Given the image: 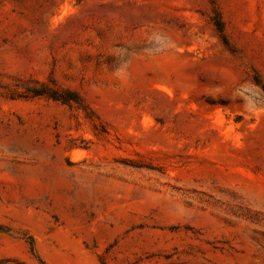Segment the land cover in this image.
<instances>
[{
	"label": "rangeland",
	"instance_id": "1",
	"mask_svg": "<svg viewBox=\"0 0 264 264\" xmlns=\"http://www.w3.org/2000/svg\"><path fill=\"white\" fill-rule=\"evenodd\" d=\"M0 264H264V0H0Z\"/></svg>",
	"mask_w": 264,
	"mask_h": 264
},
{
	"label": "trees",
	"instance_id": "2",
	"mask_svg": "<svg viewBox=\"0 0 264 264\" xmlns=\"http://www.w3.org/2000/svg\"><path fill=\"white\" fill-rule=\"evenodd\" d=\"M217 25L221 30V25L219 22L217 23ZM41 86H42L41 89H29V90H33L35 95H39V96L45 95L52 98L55 101H60L62 103H70V102L78 103L77 99L69 93L61 92L56 88H51L48 84H43Z\"/></svg>",
	"mask_w": 264,
	"mask_h": 264
}]
</instances>
